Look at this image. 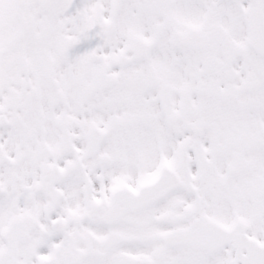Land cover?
Listing matches in <instances>:
<instances>
[{"label": "snow or ice", "instance_id": "1", "mask_svg": "<svg viewBox=\"0 0 264 264\" xmlns=\"http://www.w3.org/2000/svg\"><path fill=\"white\" fill-rule=\"evenodd\" d=\"M0 264H264V0H0Z\"/></svg>", "mask_w": 264, "mask_h": 264}]
</instances>
